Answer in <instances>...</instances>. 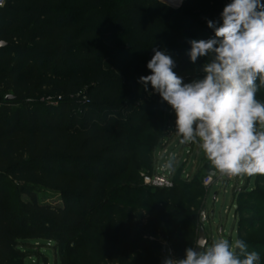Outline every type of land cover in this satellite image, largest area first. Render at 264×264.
<instances>
[{
	"label": "trees",
	"instance_id": "16d2710c",
	"mask_svg": "<svg viewBox=\"0 0 264 264\" xmlns=\"http://www.w3.org/2000/svg\"><path fill=\"white\" fill-rule=\"evenodd\" d=\"M199 2L9 0L0 10V264H48L21 248L36 241L53 244L61 264H160V237L178 259L196 247L187 208L202 196L181 170L170 190L143 185L157 148L141 140L164 125L168 104L138 79L151 74L141 60L153 48L187 52L189 40L214 36L207 21L231 0L193 11ZM43 191L63 206L40 203ZM244 199L253 205L236 210L238 238L259 253L249 234L264 195Z\"/></svg>",
	"mask_w": 264,
	"mask_h": 264
},
{
	"label": "clouds",
	"instance_id": "9594fccd",
	"mask_svg": "<svg viewBox=\"0 0 264 264\" xmlns=\"http://www.w3.org/2000/svg\"><path fill=\"white\" fill-rule=\"evenodd\" d=\"M207 26L214 36L189 40L187 51L192 63L208 58L202 79L185 83L174 71L172 57L153 48L147 62L151 74L140 76L138 83L149 95L159 94L175 112L179 143L198 144L211 165L210 176L264 174V103L256 99L257 80L264 86V3L231 0L220 20H208ZM161 167L174 172L175 155ZM259 260L260 254L249 251L243 239L230 242L221 237L209 244L201 237L196 247L185 249L184 258L168 255L163 264H258Z\"/></svg>",
	"mask_w": 264,
	"mask_h": 264
},
{
	"label": "rangeland",
	"instance_id": "374dc122",
	"mask_svg": "<svg viewBox=\"0 0 264 264\" xmlns=\"http://www.w3.org/2000/svg\"><path fill=\"white\" fill-rule=\"evenodd\" d=\"M172 0H168L170 2ZM186 0H176L175 9L183 7ZM199 3H195L193 11H198L211 0H199ZM208 2V3H207ZM207 3V4H206ZM230 2H223L222 7ZM125 45V43H121ZM168 53V52H167ZM154 53L147 55L142 64L147 68V62L151 59ZM176 63L174 71L181 77H183L185 83H189L195 79H202L204 73L202 71L203 65L208 61L207 57H200L195 63L190 61L187 52L176 51L168 53ZM158 96L159 94H152ZM151 96V95H149ZM256 99L264 103V90L256 93ZM176 115L175 112L168 105L165 109L164 125L159 126L158 130L150 135L142 138L143 143H148L156 149L155 154H152V168L149 170H143L142 177L149 174L152 171L162 168L163 163L168 159L171 154L176 156L175 158V171L181 170L184 177H188L189 188L186 190L191 194L201 195L202 200L196 201L194 206H189L187 209H191L196 214L198 219V227L196 234L198 237L199 229L201 226L205 229L206 236L208 237L209 244L217 238H227L229 241H233L238 238V234L242 225L239 223V215L236 214V210L240 206L253 205L252 202L244 199V192L258 190L259 193L264 195V174H254L251 176L243 175L238 181H223L214 184L211 188L203 187V181L208 176L211 170V165L206 159L205 154L199 148L198 144H180L179 141L182 137L176 134L175 126ZM259 128V125H257ZM175 146L172 150L169 149ZM170 152V155H165ZM168 154V153H167ZM261 181L260 184L258 182ZM197 186L202 187L203 192L199 191ZM195 196V195H194ZM38 201L43 204L52 206H63V202L59 196L48 193L38 192ZM260 213L252 215L253 219H256V223H252L253 231L249 234V237L255 241L254 246L261 245L259 254L260 260L258 264H264V204L260 206ZM204 214L202 217L201 214ZM163 240V237L158 238V243ZM21 248L28 256H33L37 251H41L48 257V264H61L59 259L55 256L54 245L47 241H36L21 244ZM154 248H151L153 250ZM161 251V248H160ZM251 251H256L255 248ZM177 258V257H176ZM178 259V258H177ZM26 264H44L43 260H36L29 257Z\"/></svg>",
	"mask_w": 264,
	"mask_h": 264
},
{
	"label": "built area",
	"instance_id": "2783aa9c",
	"mask_svg": "<svg viewBox=\"0 0 264 264\" xmlns=\"http://www.w3.org/2000/svg\"><path fill=\"white\" fill-rule=\"evenodd\" d=\"M9 0H0V10L3 9ZM241 176L228 178L221 177L219 173L216 176L208 175L204 181L203 186L207 188H211L214 184H218V182L223 181H238ZM174 172L165 171L162 168L154 171L149 175L143 176V185L149 189L153 190H170L174 187ZM188 177H184L186 180ZM171 255L176 258L175 253L171 247V245L167 241L161 242V251H160V264H163V260L166 256Z\"/></svg>",
	"mask_w": 264,
	"mask_h": 264
},
{
	"label": "water",
	"instance_id": "95a60500",
	"mask_svg": "<svg viewBox=\"0 0 264 264\" xmlns=\"http://www.w3.org/2000/svg\"><path fill=\"white\" fill-rule=\"evenodd\" d=\"M160 2H162V3H164V4H166V5H169V6H171V7H175L174 5H172V4H170L168 1H166V0H159ZM201 237H205L207 240H208V237L206 236V232H205V229L203 228V226H201L200 227V229H199V233H198V238H197V242H196V246H197V243H198V241H199V239L201 238ZM208 242H209V240H208Z\"/></svg>",
	"mask_w": 264,
	"mask_h": 264
},
{
	"label": "crops",
	"instance_id": "0c3cea01",
	"mask_svg": "<svg viewBox=\"0 0 264 264\" xmlns=\"http://www.w3.org/2000/svg\"><path fill=\"white\" fill-rule=\"evenodd\" d=\"M173 148H175V146H173V147H171V148H169V149H171V150H172ZM167 153H168V154H167ZM167 153H166V154H163V156H165V155H167V156H168V155H170V154H171L170 152H167ZM171 155H172V154H171ZM175 158H176V156H175Z\"/></svg>",
	"mask_w": 264,
	"mask_h": 264
},
{
	"label": "bare ground",
	"instance_id": "6f19581e",
	"mask_svg": "<svg viewBox=\"0 0 264 264\" xmlns=\"http://www.w3.org/2000/svg\"><path fill=\"white\" fill-rule=\"evenodd\" d=\"M166 1H168V0H166Z\"/></svg>",
	"mask_w": 264,
	"mask_h": 264
}]
</instances>
